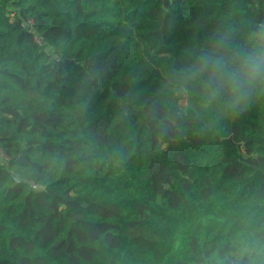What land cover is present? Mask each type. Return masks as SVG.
I'll return each mask as SVG.
<instances>
[{
	"label": "trees",
	"instance_id": "trees-1",
	"mask_svg": "<svg viewBox=\"0 0 264 264\" xmlns=\"http://www.w3.org/2000/svg\"><path fill=\"white\" fill-rule=\"evenodd\" d=\"M260 25L264 0H0V264H214L264 240V87L234 104L189 74Z\"/></svg>",
	"mask_w": 264,
	"mask_h": 264
},
{
	"label": "clouds",
	"instance_id": "clouds-1",
	"mask_svg": "<svg viewBox=\"0 0 264 264\" xmlns=\"http://www.w3.org/2000/svg\"><path fill=\"white\" fill-rule=\"evenodd\" d=\"M189 74L203 78L209 99L227 96L234 104L244 102L258 86L264 87V25L239 46L219 40ZM214 264H264V240L253 232H237L229 240L228 251L214 255Z\"/></svg>",
	"mask_w": 264,
	"mask_h": 264
},
{
	"label": "built area",
	"instance_id": "built-area-1",
	"mask_svg": "<svg viewBox=\"0 0 264 264\" xmlns=\"http://www.w3.org/2000/svg\"><path fill=\"white\" fill-rule=\"evenodd\" d=\"M23 27L27 28L29 32H33L35 27H34V23L32 20H28L23 24ZM35 41L41 45V40L35 36ZM9 157H7V155L4 153V151L2 150V148L0 147V161L5 162L8 161ZM34 188H37V186H33Z\"/></svg>",
	"mask_w": 264,
	"mask_h": 264
}]
</instances>
